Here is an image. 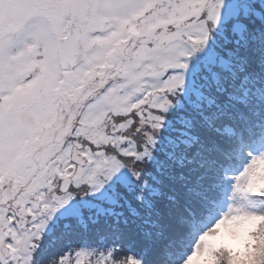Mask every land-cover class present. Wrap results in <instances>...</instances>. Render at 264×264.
Returning a JSON list of instances; mask_svg holds the SVG:
<instances>
[{
	"label": "snow or ice",
	"instance_id": "1",
	"mask_svg": "<svg viewBox=\"0 0 264 264\" xmlns=\"http://www.w3.org/2000/svg\"><path fill=\"white\" fill-rule=\"evenodd\" d=\"M65 204L121 242L47 256ZM149 254L264 264V0H0V264Z\"/></svg>",
	"mask_w": 264,
	"mask_h": 264
},
{
	"label": "trees",
	"instance_id": "2",
	"mask_svg": "<svg viewBox=\"0 0 264 264\" xmlns=\"http://www.w3.org/2000/svg\"><path fill=\"white\" fill-rule=\"evenodd\" d=\"M153 155L156 161V164L153 166L154 169L159 165L167 166L171 164V161L166 158L164 152H154ZM136 203L140 204L142 201L136 200ZM74 227V230L76 231H74L70 237L65 239H54L55 243H53V246L50 248L51 251L49 252L51 256L58 255L70 246L84 245V247L103 248L112 243L121 242L119 239V232L112 230L111 221L108 219H101L99 224L91 223L86 230L81 228L79 230L76 228V225H74ZM81 230L84 232L81 233ZM124 242L130 243L132 250L137 252L141 251L145 247L143 242L136 243L134 241H129L127 238L124 239ZM147 259L149 264H151V254L148 255Z\"/></svg>",
	"mask_w": 264,
	"mask_h": 264
},
{
	"label": "rangeland",
	"instance_id": "3",
	"mask_svg": "<svg viewBox=\"0 0 264 264\" xmlns=\"http://www.w3.org/2000/svg\"><path fill=\"white\" fill-rule=\"evenodd\" d=\"M126 169H122L121 172H126ZM117 175H120V173H118ZM106 188H108L109 190L107 192H105L104 190H101L100 193H96L95 195L100 197L101 199H105V200H109L114 193L112 192V190L109 188V186H105ZM230 194V187L226 188L224 190V192L221 194L222 198L226 201L227 196ZM71 212V207L70 204H65L63 207L57 209V211L55 212V214L53 215V217L48 221L43 236H42V246L45 248L46 250V255L47 256H51L49 254V252L51 251L50 248L53 246L52 241L56 238H68L70 237V235H72V233L76 230H74V225L71 228H67L65 227V224L67 223V215ZM76 228H78L80 230V228L78 226H76ZM84 231L81 230V233H83ZM84 247V245H83Z\"/></svg>",
	"mask_w": 264,
	"mask_h": 264
}]
</instances>
